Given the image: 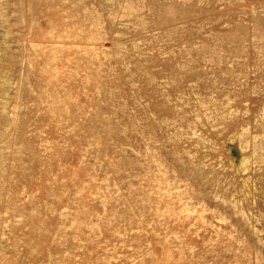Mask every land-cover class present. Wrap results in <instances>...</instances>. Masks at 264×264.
Segmentation results:
<instances>
[{
	"label": "rangeland",
	"instance_id": "374dc122",
	"mask_svg": "<svg viewBox=\"0 0 264 264\" xmlns=\"http://www.w3.org/2000/svg\"><path fill=\"white\" fill-rule=\"evenodd\" d=\"M0 264H264V0H0Z\"/></svg>",
	"mask_w": 264,
	"mask_h": 264
}]
</instances>
